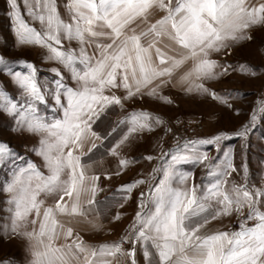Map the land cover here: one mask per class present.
Here are the masks:
<instances>
[{
  "label": "snow or ice",
  "instance_id": "6c2138e0",
  "mask_svg": "<svg viewBox=\"0 0 264 264\" xmlns=\"http://www.w3.org/2000/svg\"><path fill=\"white\" fill-rule=\"evenodd\" d=\"M6 16L0 249L25 256L0 264H264V0H6ZM192 106L233 127L198 135Z\"/></svg>",
  "mask_w": 264,
  "mask_h": 264
},
{
  "label": "rangeland",
  "instance_id": "374dc122",
  "mask_svg": "<svg viewBox=\"0 0 264 264\" xmlns=\"http://www.w3.org/2000/svg\"><path fill=\"white\" fill-rule=\"evenodd\" d=\"M20 2H21V7L23 8V0H20ZM7 28H8V21L6 16V0H0V30H7ZM254 99H255V93L253 91H249L248 100L244 101L245 108H247V105ZM185 111L192 113L193 118L195 119L202 118L205 121V126L199 130V132L197 133L198 135H206L216 128L231 130V128L233 127V125L228 121L227 117H224L223 113L219 111L208 112L204 108H197L195 106H192L190 109L186 108ZM262 133H264V125H258L251 137V148L249 150V159L253 173L252 178L257 185L260 183V179H259V169L257 168L256 162L261 157H264V142L258 140V137H260ZM226 144L236 148L237 150L239 148V143L238 141L235 140L227 141ZM18 150L23 152L22 148ZM139 151H145V149L141 148ZM133 154H137V153H133ZM141 167L142 166L140 165L135 166L132 171L128 172L127 175L123 176L122 180H119L118 182L121 183L131 180L133 176H135L136 173L141 169ZM200 175H201L200 171L197 170L196 171L197 182L199 181ZM115 185L109 187H111L114 190ZM103 195L104 194H101V198H103ZM0 199H2V197H0ZM3 207L4 205L0 204V224L4 223L3 217L7 215V213L2 211ZM126 211L131 214L133 212V208L129 207L126 209ZM128 222L129 220L126 219L124 221V225H126ZM228 223L229 221H225V225H227ZM231 223L235 225L234 220ZM124 225H121V227H123ZM101 239H103V237H101ZM5 255L13 256L18 258L20 261H23L25 253L22 242L14 241L9 246L0 249V259L4 258Z\"/></svg>",
  "mask_w": 264,
  "mask_h": 264
},
{
  "label": "crops",
  "instance_id": "0c3cea01",
  "mask_svg": "<svg viewBox=\"0 0 264 264\" xmlns=\"http://www.w3.org/2000/svg\"><path fill=\"white\" fill-rule=\"evenodd\" d=\"M119 180H120V179H115V178H114L113 182L111 183L113 186L116 184L115 187H114V189H115L116 187L119 186V184H120V183L118 182ZM111 184H109L108 181H105V185H104V186H105V187H109V186H112Z\"/></svg>",
  "mask_w": 264,
  "mask_h": 264
}]
</instances>
